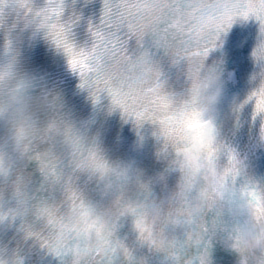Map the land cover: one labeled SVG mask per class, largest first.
<instances>
[{
	"label": "clouds",
	"instance_id": "clouds-1",
	"mask_svg": "<svg viewBox=\"0 0 264 264\" xmlns=\"http://www.w3.org/2000/svg\"><path fill=\"white\" fill-rule=\"evenodd\" d=\"M22 4L23 0H0L4 33L0 44V209H19L15 219L10 214L0 222L11 223L19 217L26 239L24 226L35 227L27 217L43 224L35 214L37 207L55 205L61 213L72 214L64 192V181L71 177L92 217L114 226L115 237L121 224L129 221L139 245L166 260L191 250L182 264H213L212 250L219 244L235 255L234 264H264V217L257 214L241 183L224 175L218 159L208 158V146L223 143L217 119L224 99L222 70L205 66L204 59L193 76L187 60L173 63L167 55L173 65L182 67L185 85L177 91L163 79L174 101L170 112L176 134L165 148L159 125L148 122L166 167L158 175L147 176L133 158L110 157L90 125L75 119L50 80L20 60L27 30L32 35L42 31L49 39L46 29L38 26ZM153 64L161 71L157 60ZM262 73L261 67L260 83L264 82ZM30 164L41 178L36 187L26 171ZM53 165L60 180L51 173ZM170 173L175 174V182L168 187ZM157 185L163 186L160 193ZM129 205L134 212L124 211ZM138 219L162 237L159 245L140 240ZM131 250V260L123 254H109L110 264L117 260L119 264H148L146 257ZM0 264H23V258L15 250L0 249ZM104 264H109L108 259Z\"/></svg>",
	"mask_w": 264,
	"mask_h": 264
},
{
	"label": "snow or ice",
	"instance_id": "snow-or-ice-1",
	"mask_svg": "<svg viewBox=\"0 0 264 264\" xmlns=\"http://www.w3.org/2000/svg\"><path fill=\"white\" fill-rule=\"evenodd\" d=\"M22 6L63 51L69 67L80 77L79 86L89 90L94 102L106 93L112 105L132 117L137 126L144 122L158 124L165 148L176 134L170 112L174 101L165 90L162 72L154 67L146 37L151 48L162 49L173 63L187 60L194 76L234 18L251 15L260 22V39L253 56L264 68V0H103L99 22L88 24L91 42L84 45H77L72 36V26L80 17L62 20L64 0H45L42 7H35L33 0H23ZM132 41L134 48H130ZM249 101L254 102V116L264 113V82L252 90L245 103ZM261 135L264 138V126ZM207 151L209 159H218L223 152V173L237 182L242 161L235 150L222 143L209 145ZM51 173L56 180L61 179L55 165ZM241 189L254 202L257 214L264 217V185L247 180L241 183ZM64 192L73 213L65 215L55 205L37 207L35 214L43 221L42 227L25 225V238H35L56 255L71 254V264H104L105 259L110 264L109 254H123L131 260L132 250L115 237V227L86 210L83 193L74 187L71 177L64 181ZM76 209L83 211L77 213ZM124 211L135 209L129 205ZM18 212L0 209V220L10 214L15 219ZM136 229L140 240L149 246L162 242V237L158 238L140 219Z\"/></svg>",
	"mask_w": 264,
	"mask_h": 264
}]
</instances>
